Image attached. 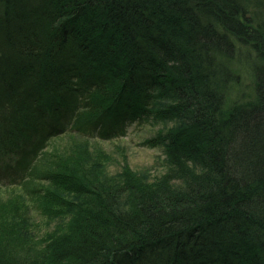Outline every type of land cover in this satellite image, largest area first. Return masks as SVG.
<instances>
[{
  "label": "trees",
  "instance_id": "1",
  "mask_svg": "<svg viewBox=\"0 0 264 264\" xmlns=\"http://www.w3.org/2000/svg\"><path fill=\"white\" fill-rule=\"evenodd\" d=\"M168 119L153 183L82 148ZM3 193L0 264H264V0H0Z\"/></svg>",
  "mask_w": 264,
  "mask_h": 264
},
{
  "label": "rangeland",
  "instance_id": "2",
  "mask_svg": "<svg viewBox=\"0 0 264 264\" xmlns=\"http://www.w3.org/2000/svg\"><path fill=\"white\" fill-rule=\"evenodd\" d=\"M240 60L241 63L245 62V64H243L247 71V73L245 72L246 74H242L243 83L250 84V80L247 79L248 74H250V71L247 69L250 68V64L248 65L246 63V61H248L247 55L243 54ZM180 125L181 123L177 119H168L167 121L150 120L147 123H127L124 128L126 133L113 131V133L105 134V136H109L107 139L98 137L101 128L94 127L95 129H91L92 132H95V135L102 140L103 144L91 143L82 148L89 149L92 156H98V154L101 153L100 156H102L105 167L103 169H105L110 176H115L124 169H129L133 175L139 178L141 177L144 181L153 183V181L161 178L167 172L166 155L161 146H150L148 141L153 139L157 140L159 138V132L163 131L166 135L168 131L177 129ZM76 140L77 139L70 141V139L65 138L61 142L56 143V149L62 154H70V151L73 147H76V144L78 147L81 145ZM157 141H159V139ZM54 149L55 148H53V150ZM51 150L52 148L50 151ZM17 171L19 170L13 171L11 176L5 178L4 182L8 184L11 181L12 183L16 178L23 177V172ZM0 203L7 204L9 207H14L8 193L0 195ZM19 210L21 211L22 208H19ZM20 213H22V211ZM32 221H35V219ZM38 222L40 223L41 231L46 232L53 231V229L59 225L62 229L66 224L65 220L59 219L49 222L47 219L44 220V222L39 220Z\"/></svg>",
  "mask_w": 264,
  "mask_h": 264
}]
</instances>
